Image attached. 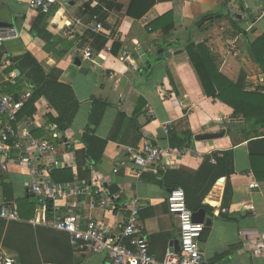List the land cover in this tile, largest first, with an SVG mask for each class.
Segmentation results:
<instances>
[{"label":"crops","instance_id":"crops-1","mask_svg":"<svg viewBox=\"0 0 264 264\" xmlns=\"http://www.w3.org/2000/svg\"><path fill=\"white\" fill-rule=\"evenodd\" d=\"M132 1L59 0L54 11L46 15L31 10L27 0H0V25L16 32V36L0 44V91L15 98L34 94L35 86L27 78L31 61L27 59V67L22 72L18 62L29 54L46 76L58 75V82L70 87L79 103L73 124L65 133L56 132L55 127L49 125L48 118L58 114L44 98L35 103L33 117L22 118V121L33 122L30 128L22 122L18 124L23 137L48 140L57 147L55 154L40 158L36 164L51 174L55 170L71 169L75 181L84 186H90L95 172L102 177L109 192L118 195L115 209L109 211L91 209V194L61 200L54 217H66L73 211L82 228L93 219L108 227L116 237L131 214L133 201L138 199L150 254L163 260L168 251H176L175 241H180L177 218L170 214L167 206L171 189L157 179L161 172L155 175L147 171L140 175L133 160L123 152L124 147H139L144 141L172 149L164 130V125L170 123L171 133L180 137L191 135L192 141L186 147L173 149L186 152L169 156L162 170L177 171L184 181L194 182L205 159L214 153L233 152L234 174L229 179L231 197L224 203L228 183L225 177L215 183L203 201L205 207L213 210L212 213L205 210L212 224L205 225L207 230L198 242L203 264H264V158H260L264 144L259 143L264 139V128L259 127L256 134V129L246 123L242 115L232 118L231 107L209 99L184 50L189 42L206 44L216 56L223 76L243 87L245 92L264 94V76L248 50L249 42L264 34V0H232L228 9L231 16L213 24L201 23V20L223 12V0H156V6L141 20L128 16ZM167 13H172L175 27L171 35L164 38L162 31L154 32L151 25ZM95 17L103 26L102 32L91 29ZM96 37H105L108 41L99 52ZM116 43L121 47L117 56L111 51ZM92 46L97 64L85 61L82 56L83 50H92ZM139 47L144 51L143 56L135 53ZM124 51L131 53L130 62L125 61ZM166 52L171 56L166 57ZM77 59H81V67L77 66ZM162 82L166 84L165 95L159 91ZM93 99L108 105L97 129L101 139H109L114 134L120 113L128 118L136 114L139 117L137 126L124 123L120 127L116 140L108 143L100 164L95 166L89 160L92 168L88 173L78 170L75 155L68 147L83 148L82 138ZM5 123L6 119L0 115V129ZM42 132H45L43 136L36 137ZM207 134L217 135V138L196 141L197 136ZM13 157H17V152ZM215 164L213 159L211 165ZM6 167L4 171L0 164V171L7 176L12 188L6 191L0 185V208L17 205L18 200L31 194L29 171L15 162H9ZM253 183L259 187L250 188ZM35 218H45L41 205ZM72 247L75 264H111L106 252L88 253ZM232 247L238 250L215 261ZM0 256L18 264V255L12 250L1 248Z\"/></svg>","mask_w":264,"mask_h":264},{"label":"trees","instance_id":"trees-1","mask_svg":"<svg viewBox=\"0 0 264 264\" xmlns=\"http://www.w3.org/2000/svg\"><path fill=\"white\" fill-rule=\"evenodd\" d=\"M156 3V0H133L128 10V16L134 20H141L156 6ZM231 3L232 0H223V12L208 15L201 20V23L209 22L213 24L217 20L230 17L231 14L228 13V9ZM241 7L244 8L243 5ZM236 18L238 17L236 16ZM151 27L154 32L162 31L163 37L168 38L175 27L172 13L162 16L152 23ZM95 39L100 44L98 47L99 52L105 48L108 41L105 37H96ZM120 50L121 47L116 43L111 51L112 54L117 56ZM184 50L188 54L209 99L231 107L234 110L232 118L242 115L244 121L256 129V134L259 127L264 128V94L260 92H245L243 87L223 76L219 72L216 56L206 44L189 42L184 46ZM248 50L252 60L260 67L264 76V34L253 42H249ZM92 52L94 53V47ZM27 59L31 61V71L27 78L35 88L34 94L26 103L18 116V120L21 121L23 117H33L36 112L35 103L39 99L44 98L58 114L57 116L51 115L48 118L49 125L53 126V128L55 127L56 132L65 133L72 126L79 109V103L74 92L70 87L58 82V75L46 76L42 68L29 54L18 61L21 72L27 67ZM1 60L2 55H0V64ZM165 87L166 84L164 82L160 83V93L164 92ZM16 99L19 100L20 98L16 96ZM92 105L88 126L82 138L83 148L76 150L73 146L68 147V150L75 155V164L78 170L88 173L92 168L89 160L95 166L100 164L108 143L116 140L115 135L120 127L124 123L130 124L131 127L137 126L136 122L139 117V114H136L128 118L126 114L120 113L114 134L109 139H101L97 136V129L102 123L108 105L104 101L97 99H93ZM136 129L140 128L137 127ZM44 133L42 132L36 137L43 136ZM168 139L172 149H181L192 141L191 135L180 137L171 132L168 134ZM64 140L65 138H63ZM259 143L264 144V139ZM187 148L189 147L187 146ZM260 158H264V153ZM213 159L216 161L215 165H211ZM254 170L256 176L261 179L257 169L254 168ZM232 174H234L233 152L227 151L222 154L214 153L212 157L206 158L194 182L184 181L179 177V172L171 170H162L157 179L171 190L182 188L186 194L187 206L193 213L200 210L212 213L213 210L211 208L203 205L204 199L215 183L226 177L228 183L225 190L224 203H227L232 195L229 181ZM51 175L52 180L59 184L71 183L76 179L71 169L55 170ZM7 182V176L0 171V185L4 190L9 191L12 186ZM17 205L21 221L6 222L0 220V249L6 248L16 252L18 264H75V253L73 252L74 249L68 233L57 231L51 227H34L29 223L35 216L38 207L42 205L39 199L29 194L24 200H18ZM44 208L46 218L52 220L55 215L53 203L51 201L45 203ZM237 250V247H232L228 253L218 255L215 261L218 262Z\"/></svg>","mask_w":264,"mask_h":264},{"label":"built area","instance_id":"built-area-1","mask_svg":"<svg viewBox=\"0 0 264 264\" xmlns=\"http://www.w3.org/2000/svg\"><path fill=\"white\" fill-rule=\"evenodd\" d=\"M58 3L59 0H27L31 10H37L46 15L52 13ZM91 29L98 33L103 31V26L96 17ZM14 36H16V32L13 28L0 27V44ZM135 53L140 56L144 55V51L140 47L135 49ZM82 56L85 61L97 64L90 48L84 49ZM123 57L126 62H130L131 53L124 51ZM31 97L32 93H26L17 100L12 95L0 92V115L6 119L5 125L0 129V164H2L3 170L7 171L6 164L9 162H15L17 166L26 168L32 177L28 187L29 192L39 199L44 211V205L47 202L51 201L55 210L61 200L85 194H91V209L108 211L115 209L118 195H112L109 192L102 177L97 173L93 172L90 186L81 185L78 181L59 184L52 180L49 170L42 169L36 164L40 158L55 154L57 147L48 140L23 137L18 131L20 122L26 128L33 126V122L30 120H18V116ZM170 126V123L164 125L166 134H169ZM54 137L56 139L58 135L55 134ZM15 152H17V157L14 158ZM123 152L133 160L140 175L147 171L157 175L166 165L165 160L169 156L174 153L183 155L186 150L165 149L150 141H144L139 147H124ZM67 157L69 154L66 155ZM117 172L116 168L114 173ZM258 187L257 183L250 186L252 189ZM167 206L170 214L176 217L180 223V251H168L163 260H158L150 254L148 238L144 235L145 226L140 220L141 205L138 199L133 201L130 208L131 214L116 237L112 235L108 227L93 219L88 222L86 228H82L78 216L73 211H69L66 217H54L52 220L46 218L45 212V218L32 219L30 224L51 227L68 233L72 246L82 248L88 253L106 252L111 264H203L198 242L205 231V225L194 222V213L187 206L186 194L182 188L170 191L167 197ZM0 220L21 221L17 205L1 206ZM0 264L16 263L11 258L0 256Z\"/></svg>","mask_w":264,"mask_h":264},{"label":"water","instance_id":"water-1","mask_svg":"<svg viewBox=\"0 0 264 264\" xmlns=\"http://www.w3.org/2000/svg\"><path fill=\"white\" fill-rule=\"evenodd\" d=\"M3 26L4 25H0L1 28H4ZM81 49H83V47H81ZM160 53H162V51H160ZM165 56L166 57H170L171 54L166 52ZM76 64H77V66L81 67V65H82L81 59H77ZM81 71L84 72V73L87 72L84 69H81ZM215 138H217V135H212V134L199 135V136L196 137V141H206V140H211V139H215ZM170 191H169V193H170ZM193 218H194V222L197 223V224H204L206 226H211V224H212V219L207 216V213H206L205 210H201V211H199L197 213H194ZM176 221H177L176 223H177V226H178L179 236H181V234H180V232H181L180 223H179L178 219ZM175 246H176V251L179 252L180 251V243H179V241H175Z\"/></svg>","mask_w":264,"mask_h":264}]
</instances>
